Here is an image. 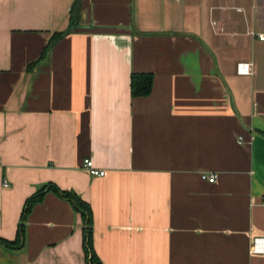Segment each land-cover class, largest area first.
<instances>
[{
    "label": "crops",
    "instance_id": "crops-1",
    "mask_svg": "<svg viewBox=\"0 0 264 264\" xmlns=\"http://www.w3.org/2000/svg\"><path fill=\"white\" fill-rule=\"evenodd\" d=\"M75 1L0 0V238L53 185L102 264H264V0ZM83 228L47 187L0 264H86Z\"/></svg>",
    "mask_w": 264,
    "mask_h": 264
},
{
    "label": "trees",
    "instance_id": "trees-1",
    "mask_svg": "<svg viewBox=\"0 0 264 264\" xmlns=\"http://www.w3.org/2000/svg\"><path fill=\"white\" fill-rule=\"evenodd\" d=\"M78 6H79V0L75 1L71 10H76ZM75 26H76L75 23L71 21V25L66 32L55 34L50 39L48 45L41 54L39 60L31 64L30 67L35 66L41 60H43L47 55L48 51L51 49V47L55 43H57L63 36L70 33L72 29L75 28ZM152 85H153V76L151 74H132L130 78L131 97L136 98V97L148 96L151 93ZM47 187L50 191H53L61 198L67 200L73 206L75 211H77L83 218L84 221L83 249L85 253L86 264H102L101 260L96 255L92 247V221H91V211L89 206L85 202H83L75 193L61 191L53 185L40 188L33 196H31L26 201L21 215V221L17 230L16 239L14 241H7L0 238V244L6 246L9 249L22 248L23 239H24V223L26 221V218L33 209V207L42 201Z\"/></svg>",
    "mask_w": 264,
    "mask_h": 264
},
{
    "label": "built area",
    "instance_id": "built-area-1",
    "mask_svg": "<svg viewBox=\"0 0 264 264\" xmlns=\"http://www.w3.org/2000/svg\"><path fill=\"white\" fill-rule=\"evenodd\" d=\"M258 39L261 41H264V35L259 34ZM237 72L242 75H250L252 74L251 65L250 64H239L237 66ZM1 163V162H0ZM83 168L89 173L92 177H103L105 175L104 170L97 169L93 166V163L91 160H84L83 162ZM201 179L203 181H206L208 183H214L216 181V175L215 174H201ZM5 183V182H4ZM263 208H264V202H263ZM257 242H264V238H254L253 239V248L252 252L256 254H263L264 252H261V250L256 249L254 246Z\"/></svg>",
    "mask_w": 264,
    "mask_h": 264
}]
</instances>
